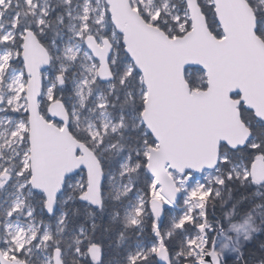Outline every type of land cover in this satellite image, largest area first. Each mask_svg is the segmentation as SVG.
<instances>
[{
  "label": "snow or ice",
  "instance_id": "1",
  "mask_svg": "<svg viewBox=\"0 0 264 264\" xmlns=\"http://www.w3.org/2000/svg\"><path fill=\"white\" fill-rule=\"evenodd\" d=\"M149 2L135 5L146 26L191 30V0L179 9L171 0ZM245 3L254 33L264 36V0ZM196 6L206 24H222L215 0ZM143 75L116 0H0V264H226L209 204L231 184L264 194V114L234 90L238 140L220 139L214 155L161 167ZM82 112L98 115L76 137V165L45 172L36 120L64 133ZM69 203L95 209L101 221L110 206L119 208L107 226L92 213L90 223L76 224ZM237 204L224 214L235 229L247 223L233 222ZM125 233L131 242L117 251ZM236 252L234 264H248Z\"/></svg>",
  "mask_w": 264,
  "mask_h": 264
},
{
  "label": "water",
  "instance_id": "2",
  "mask_svg": "<svg viewBox=\"0 0 264 264\" xmlns=\"http://www.w3.org/2000/svg\"><path fill=\"white\" fill-rule=\"evenodd\" d=\"M192 2V28L170 38L145 25L131 0H116L130 46L144 69L143 86L149 94V119L160 137L154 161L184 162L215 154L220 139L238 140V101L234 90L264 114V40L254 31L245 0H215L222 24L218 39ZM199 69L205 90L191 89L186 73ZM42 169L55 174L77 163V139L71 131L58 133L37 119ZM264 174V165H258Z\"/></svg>",
  "mask_w": 264,
  "mask_h": 264
},
{
  "label": "trees",
  "instance_id": "3",
  "mask_svg": "<svg viewBox=\"0 0 264 264\" xmlns=\"http://www.w3.org/2000/svg\"><path fill=\"white\" fill-rule=\"evenodd\" d=\"M132 3V2H131ZM182 6V4H181ZM208 26L213 33L214 36H221V30L219 25L214 24L212 21H209ZM171 26V24H170ZM171 28V27H170ZM166 34L173 38V36L180 37L183 34H180L175 26L171 29V32H166ZM264 40V36H260ZM186 80H188L191 89L193 90H205L207 79L205 78V74L199 70H190L187 71ZM138 88L141 85L137 86ZM143 89L144 86L142 85ZM74 99V97L72 98ZM71 102V101H70ZM73 136L76 138L77 135H83L86 130L85 128L80 129V131L73 130L71 131ZM264 193V189L260 190ZM256 192V188H241L238 185L231 184L224 186V189L219 198L212 201L209 205V211L212 213L211 219L218 220L220 223L216 224L218 229L223 230L226 238L232 241V244L229 249V253L225 255L226 264H234L236 258L239 253L237 250H242L244 252V259L248 261V264H264V220L257 219L253 225H250L251 232L250 234L243 235L239 229L230 228V222L224 219V214L230 212L232 206L237 204L241 197L247 196L249 200H246L244 203L238 205L237 204V212L238 215L235 217L236 223H243L249 216V214H253L256 207L253 205L259 204L260 207H264V194L252 196V193ZM69 216L73 219L76 224L80 223H90V220H86V217L89 216L90 213L94 214L97 222L108 225V216L117 208L116 206H110L105 214V219L101 221V214L97 212L95 209L87 208L85 206H81L79 204H71L67 205ZM259 208V207H258ZM124 220L123 211L121 210V215L116 218L114 225H112L116 231L110 233V237L112 239L113 249H116L117 244V232L121 229L122 223ZM150 223V221H149ZM130 233H125V239L123 241L122 247L117 251L122 252L123 249L127 248L129 243L131 242L129 239ZM253 236L252 240L246 241V237ZM134 238V237H133ZM115 254V253H114Z\"/></svg>",
  "mask_w": 264,
  "mask_h": 264
},
{
  "label": "rangeland",
  "instance_id": "4",
  "mask_svg": "<svg viewBox=\"0 0 264 264\" xmlns=\"http://www.w3.org/2000/svg\"><path fill=\"white\" fill-rule=\"evenodd\" d=\"M131 2H132V6L135 7L136 0H131ZM171 2L176 5L177 9H179L181 7L182 0H171ZM145 3H146L147 7H149V8L151 7V3L149 2V0H145ZM170 27H171V29H173L174 25H171ZM186 32H188V31H186ZM186 32H183V33H186ZM183 33H180V34H183ZM173 37H176V36H173ZM97 115L98 114L94 115V114H90L88 112H82L80 114L79 123H78L75 130L80 131V129H82V128H85V130H87V126H88L89 122L95 121L97 119ZM223 189H224V187L221 189V193H222ZM206 198H207L206 195L201 197V199H206ZM176 211H177V213L182 212L183 211L182 206L178 207ZM257 219L264 220V207L257 208L255 210V212L250 215V218L248 216V218L246 219L247 223H245L244 226L240 228L241 234H243V235L250 234V232H251L250 225H253V223H255ZM53 224H54V221H53ZM231 244H232V241L229 240L228 238H226L225 233H223L222 235L219 233L217 234V248H218V250L222 251L225 255L229 253V249H230Z\"/></svg>",
  "mask_w": 264,
  "mask_h": 264
}]
</instances>
